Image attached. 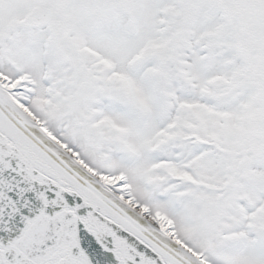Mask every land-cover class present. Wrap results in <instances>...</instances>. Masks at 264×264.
Here are the masks:
<instances>
[{"label":"snow or ice","instance_id":"6c2138e0","mask_svg":"<svg viewBox=\"0 0 264 264\" xmlns=\"http://www.w3.org/2000/svg\"><path fill=\"white\" fill-rule=\"evenodd\" d=\"M0 264H264V0H0Z\"/></svg>","mask_w":264,"mask_h":264}]
</instances>
